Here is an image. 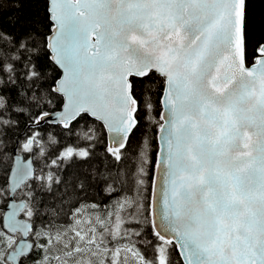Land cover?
<instances>
[{
	"label": "snow or ice",
	"instance_id": "1",
	"mask_svg": "<svg viewBox=\"0 0 264 264\" xmlns=\"http://www.w3.org/2000/svg\"><path fill=\"white\" fill-rule=\"evenodd\" d=\"M0 204V264H264V0H0Z\"/></svg>",
	"mask_w": 264,
	"mask_h": 264
},
{
	"label": "trees",
	"instance_id": "2",
	"mask_svg": "<svg viewBox=\"0 0 264 264\" xmlns=\"http://www.w3.org/2000/svg\"><path fill=\"white\" fill-rule=\"evenodd\" d=\"M30 8H31L30 5H26L24 8V12L27 13L30 10ZM54 105H55V107L52 110H58L60 107L59 101H54ZM45 128L47 129V131L52 132L54 135L58 134L60 131V129L57 126H53V125H45ZM140 139H141V133L137 132L136 136L133 140V143H132V151L129 153V155L132 157L133 163L136 160V157H135V155H133V153H137L139 151ZM149 139L153 145V156H152V158L154 159L155 142L151 141L150 134H149ZM35 163H36V161H34V164ZM148 172H149V175L147 177V182H148V189L149 190L147 193H145V195H151V180H152V176H153V169H152L151 165L148 166ZM3 209H4V206L2 204H0V210H3ZM121 255L123 256L124 254L122 253ZM127 264H132V258L130 256L128 258Z\"/></svg>",
	"mask_w": 264,
	"mask_h": 264
},
{
	"label": "water",
	"instance_id": "3",
	"mask_svg": "<svg viewBox=\"0 0 264 264\" xmlns=\"http://www.w3.org/2000/svg\"><path fill=\"white\" fill-rule=\"evenodd\" d=\"M28 159V157L27 156H25V162H26V160ZM13 163H14V161H13Z\"/></svg>",
	"mask_w": 264,
	"mask_h": 264
}]
</instances>
